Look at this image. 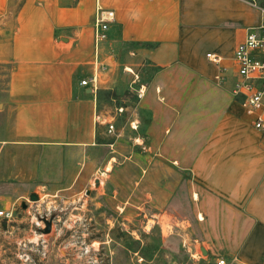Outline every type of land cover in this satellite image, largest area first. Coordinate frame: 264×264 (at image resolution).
Instances as JSON below:
<instances>
[{"label": "crops", "instance_id": "1", "mask_svg": "<svg viewBox=\"0 0 264 264\" xmlns=\"http://www.w3.org/2000/svg\"><path fill=\"white\" fill-rule=\"evenodd\" d=\"M13 1L0 0V163L27 153L36 182L66 190L95 180L121 210L167 217L180 241L164 244L193 259L264 264V138L233 62L258 12L246 0ZM98 7L115 19L96 46ZM146 65L143 117L100 110L119 67L137 79ZM93 75L96 89L80 85Z\"/></svg>", "mask_w": 264, "mask_h": 264}, {"label": "rangeland", "instance_id": "2", "mask_svg": "<svg viewBox=\"0 0 264 264\" xmlns=\"http://www.w3.org/2000/svg\"><path fill=\"white\" fill-rule=\"evenodd\" d=\"M132 71L137 79L124 67L116 70L113 89L100 93V110L143 117L135 108V90L148 81L152 69L144 66ZM7 74V66L0 64V112ZM1 121L0 114V131ZM5 153V163H0V210L11 217L0 219V264H215L204 260L201 250L193 259L187 250L166 246L163 236L171 242L179 239L167 217L121 210L106 196L107 186L105 195L98 194L95 180L67 190L57 182H36L30 176L27 153L21 166L13 163L12 154ZM30 193H36L39 200L29 201ZM39 217L53 219L49 234H36L34 222L42 226ZM94 235L100 240L88 244L87 238ZM62 236L67 239L60 241ZM184 245L188 247V242Z\"/></svg>", "mask_w": 264, "mask_h": 264}, {"label": "built area", "instance_id": "3", "mask_svg": "<svg viewBox=\"0 0 264 264\" xmlns=\"http://www.w3.org/2000/svg\"><path fill=\"white\" fill-rule=\"evenodd\" d=\"M259 15L258 23L249 28L244 40L238 44L233 53L238 81L235 85V94L241 95V107L249 116L253 117V128L258 130L264 138V0H246ZM115 15L112 10L98 7L94 17V41L96 46L105 40L106 31L110 23L114 22ZM213 62L218 58L211 56ZM81 86H90L96 89V76L80 81ZM112 130V125H108ZM11 213L0 210V219L7 220ZM215 264H229L224 259H218Z\"/></svg>", "mask_w": 264, "mask_h": 264}, {"label": "flooded vegetation", "instance_id": "4", "mask_svg": "<svg viewBox=\"0 0 264 264\" xmlns=\"http://www.w3.org/2000/svg\"><path fill=\"white\" fill-rule=\"evenodd\" d=\"M21 208L23 210H25L26 209V205L25 204H24V206L21 205ZM39 219H40V222H41L42 226L40 225L39 222H34V227H35L36 234H39V235H47V234H49L51 232V229H52L53 219L50 218V217L48 219H45L44 217H39ZM45 221L46 222L47 221L50 222L49 231L46 232V233H45V229H46L47 226H46V222ZM66 239L67 238L63 237V236L59 238L60 241H65ZM95 240H100V238L94 235L92 238H87L86 242L88 244H95ZM82 244L84 245L85 241H83ZM98 255H100V254L98 253Z\"/></svg>", "mask_w": 264, "mask_h": 264}, {"label": "water", "instance_id": "5", "mask_svg": "<svg viewBox=\"0 0 264 264\" xmlns=\"http://www.w3.org/2000/svg\"><path fill=\"white\" fill-rule=\"evenodd\" d=\"M28 199H29V201L37 202L39 200V196L36 193H30ZM21 205L24 206V203H22ZM49 224H50V222L47 221L46 222L47 227L45 229V233L49 231Z\"/></svg>", "mask_w": 264, "mask_h": 264}]
</instances>
